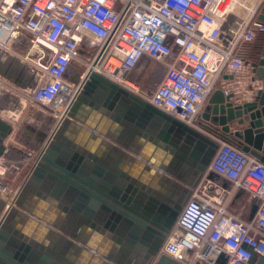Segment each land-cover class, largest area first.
I'll return each instance as SVG.
<instances>
[{
  "label": "built area",
  "instance_id": "obj_1",
  "mask_svg": "<svg viewBox=\"0 0 264 264\" xmlns=\"http://www.w3.org/2000/svg\"><path fill=\"white\" fill-rule=\"evenodd\" d=\"M262 5L261 0H0V50L11 52L22 40L36 54L35 59H25L36 66L38 83L22 94L53 112L64 103L60 99L70 89L66 75L72 62L82 61L80 44L89 32L94 36L90 71L195 126L216 80L235 82L252 68L250 47L264 35ZM237 6L247 17L238 16L235 46L225 48L220 44L222 33ZM145 57L164 68L162 81L150 93L129 79ZM4 163L0 154V177ZM210 169L229 180L234 192L243 190L258 204L254 217L244 219L228 209V201L197 192L178 216L176 227L183 234H170L150 264H159L160 256L179 264H249L253 256L264 259V163L220 141Z\"/></svg>",
  "mask_w": 264,
  "mask_h": 264
},
{
  "label": "water",
  "instance_id": "obj_2",
  "mask_svg": "<svg viewBox=\"0 0 264 264\" xmlns=\"http://www.w3.org/2000/svg\"><path fill=\"white\" fill-rule=\"evenodd\" d=\"M259 19L264 21V7ZM251 66L256 78L263 80L254 100L235 105L233 94L226 95L223 90L217 89L210 97L202 116L203 122L199 125L208 132L220 135L221 132L228 133L230 124L235 121L239 126L247 125L236 131L235 136L240 139L243 152L264 163V52L259 61L251 63ZM81 100L96 110L107 109L108 115L114 119L115 115L111 112L119 113V109L124 107H130L126 111L128 120L134 117L136 106L153 112L158 122L163 121L164 124L157 134L158 141L163 143L158 142V152L160 148L170 152L173 156L169 164L171 170L167 171L186 186L182 187L160 174L159 169L166 170L160 164V156L158 160L150 161L157 169L149 166L139 173L126 171L120 175L105 168L97 156L81 153L79 148L67 149L68 153L57 158L59 148L73 145L71 140L66 142V146L58 141L49 145L46 153L32 166L28 185L36 189L38 198L59 202V207L65 212L70 206L89 223L92 237L88 242H82L83 247L79 251L83 252V256L75 264H150L162 246L157 244L159 241H164L170 234H183L176 227L179 213L190 199L193 188L207 172L219 144L95 72L86 76L74 106H78ZM72 111L70 116L77 118L74 114L76 110ZM121 115L124 116V112ZM68 122L66 120V124ZM85 124L101 134L97 123L86 121ZM12 131L13 127L0 119L1 154H4V143ZM91 138L99 142L95 132ZM213 176L215 173L210 172L207 178L211 180ZM16 204L19 205V202ZM6 207L7 212L2 214ZM257 208L255 203L251 219ZM28 212L36 223L43 220L37 210ZM15 214L10 205L0 200V264H60L41 254L44 248L37 242L39 227L27 234L12 227ZM155 242L156 248L149 250ZM158 263L179 264L167 256H160ZM249 264H264V259L256 261L253 256Z\"/></svg>",
  "mask_w": 264,
  "mask_h": 264
},
{
  "label": "crops",
  "instance_id": "obj_3",
  "mask_svg": "<svg viewBox=\"0 0 264 264\" xmlns=\"http://www.w3.org/2000/svg\"><path fill=\"white\" fill-rule=\"evenodd\" d=\"M261 1H263L262 6H264V0ZM261 14L262 11L259 16ZM243 16L246 18L247 14L244 13ZM240 25L241 22L235 23L234 17H230L224 27L220 44L225 48L234 47ZM93 41L94 36L89 32H84V43L80 44L82 61L72 62L66 75V82L70 85L71 93L65 98L64 103L53 112L42 110L39 106L27 101L22 94L25 90L34 89L39 77L36 66L30 62L26 63L15 53L18 50L25 52L29 50V46L22 40H18L13 44L11 52L6 53L0 50V75L5 81V85L0 86V119L13 127L12 134L4 143L5 151L2 154L5 159L3 169L6 172L4 174L6 178L1 176V181L7 195L5 193L2 195V193L0 200L10 206L13 205L16 214L11 225L15 230L27 234V232L34 231L35 228L39 227L37 242L44 248L41 254L60 264H75L78 258L83 256V252L79 251V248L83 247V241L88 242L90 240L92 231L85 218L77 214L70 206H68L69 211L65 212L59 207V202L55 200L48 202L38 198L35 194L36 189L28 185L34 164L30 165L29 163L34 160L35 162L38 161L53 141L60 142L62 146H66L68 140L73 142L69 148H59L57 158H61L63 153H68V150H72V148L80 149L81 153L88 152L92 153V156H97L105 168L118 175L126 171L139 173L149 166L156 168L150 161H156L158 160L157 157L160 156V164H163L166 169L158 168L160 174L179 183L182 187L186 186L185 183L178 181L167 171V169L171 170L169 164L173 156L170 155V152L161 148L158 152V142L163 143L158 141L157 134L164 124L163 121L158 122L157 116L153 112L148 111L145 107L136 106L134 117L132 120H128L126 111L130 107L118 108L119 113L111 112V115H115L116 119H114L108 115L107 109L96 110L90 107L85 100H81L78 106H74L77 100L76 96L80 91L78 90L80 83L89 70V61L93 58L94 50L90 45ZM238 47L236 46V49ZM263 52L264 35H259L250 47L249 61L257 63ZM32 55L36 56L34 52ZM248 72L235 82L225 83L221 78H218L213 91L196 118L195 126L189 127L201 132L219 145L220 141H227L241 149L240 139L235 136V132L246 128L247 125L242 127L235 121L230 124L228 133L221 132L222 135H220L202 129L199 123L203 122L202 116L208 106V101L217 89L227 90L233 94L232 101L235 105H242L254 100L256 88L263 84V80L256 78L253 82L252 78L256 77L254 69L250 68ZM163 75V66L145 57L130 73L129 79L134 81L141 91L150 93L162 81ZM13 87L17 90H14ZM136 96L151 104L143 97ZM73 109L76 110L74 114L77 118L70 116ZM123 112L124 116L121 115ZM66 120L69 121L67 124ZM86 121L97 123L95 126L99 128L101 134L94 131L91 126H87ZM91 132L97 134L99 142L91 138ZM75 143L77 145H74ZM181 145L182 143H180ZM94 147L95 149H93ZM210 172L212 171L209 166L198 186L193 188L190 199L197 192L205 193L217 200L228 201V209L231 212L241 215L244 219H251L255 202L243 190L234 192L233 184L221 176L215 174L213 179H208L207 175ZM9 188L16 189L13 196L10 195L11 190L9 191ZM160 192L163 195V192ZM16 202H19V205ZM30 210H37L38 215L43 220L39 223L33 221L28 216ZM5 212H7V207L2 214ZM28 237L31 238V235L28 234ZM167 239L168 237L165 242Z\"/></svg>",
  "mask_w": 264,
  "mask_h": 264
},
{
  "label": "rangeland",
  "instance_id": "obj_4",
  "mask_svg": "<svg viewBox=\"0 0 264 264\" xmlns=\"http://www.w3.org/2000/svg\"><path fill=\"white\" fill-rule=\"evenodd\" d=\"M244 13H246L240 6H237L236 8H235V11H234V15H232L233 17H234V22L235 23H237L238 21H239V18H238V16L239 17H244L243 15H244ZM238 32H239V30H238ZM237 32V33H238ZM15 52V51H14ZM22 60H25V62L27 63V62H30V63H32V61H30V60H26L25 58H26V56L27 55H29V57L31 58V59H35V56H33L32 55V53L33 52H31L30 50H26L25 52H24V50L22 51V50H18V51H16L15 52ZM32 163H35V160L34 161H32V162H30L29 164L30 165H32ZM34 165V164H33ZM6 173V172H5ZM4 173V174H5ZM4 174H2L1 176H3L4 178H6V175H4ZM11 190V193H10V195H14L15 194V190L16 189H14V188H9V191ZM5 193V192H4ZM4 193L2 194V195H4ZM6 194V193H5ZM1 195V194H0ZM7 195V194H6ZM11 198V197H10Z\"/></svg>",
  "mask_w": 264,
  "mask_h": 264
},
{
  "label": "bare ground",
  "instance_id": "obj_5",
  "mask_svg": "<svg viewBox=\"0 0 264 264\" xmlns=\"http://www.w3.org/2000/svg\"><path fill=\"white\" fill-rule=\"evenodd\" d=\"M91 72H92V71L89 70V71L87 72L86 76H87L89 73H91ZM86 76H85V78L82 79V81H81V83H80V86H79V89H78V90H80V91L78 92L76 98H78L79 95H80V93H81L82 87H83V85H84V83H85V81H86ZM82 84H83V85H82ZM120 87H121V86H120ZM121 88L127 90V89L124 88V87H121ZM70 91H71L70 89H66V90H65L64 97L60 99V102L65 100V98L68 96V94L71 93ZM127 91H128V90H127ZM67 92H68V93H67ZM128 92H129V91H128ZM74 97H75V95H74ZM74 97H73V98H74ZM76 98H75V100H76ZM72 100H73V99H72ZM66 111H67V110H66ZM0 190H5V187L3 186L2 181H1V177H0ZM11 208H13V205L11 206Z\"/></svg>",
  "mask_w": 264,
  "mask_h": 264
},
{
  "label": "flooded vegetation",
  "instance_id": "obj_6",
  "mask_svg": "<svg viewBox=\"0 0 264 264\" xmlns=\"http://www.w3.org/2000/svg\"><path fill=\"white\" fill-rule=\"evenodd\" d=\"M182 210H183V209H182ZM180 213H181V212H180ZM180 213H179V214H180ZM144 233H145V232H144ZM146 234H147V232H146ZM165 240H166V239H165ZM165 240H164V241H159V243H157V244H158V245H161V244L163 245V244L165 243ZM154 248H156V242L152 244V246H151V248H149V250H153ZM144 254H145V253H144ZM144 254H143V255H144ZM142 260H143L144 262H146V261L143 259V257H142Z\"/></svg>",
  "mask_w": 264,
  "mask_h": 264
}]
</instances>
